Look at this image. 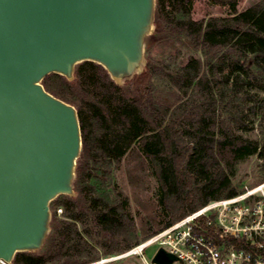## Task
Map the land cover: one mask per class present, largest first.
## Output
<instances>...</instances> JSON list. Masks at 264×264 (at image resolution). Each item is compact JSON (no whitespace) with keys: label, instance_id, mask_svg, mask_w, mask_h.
I'll use <instances>...</instances> for the list:
<instances>
[{"label":"trees","instance_id":"16d2710c","mask_svg":"<svg viewBox=\"0 0 264 264\" xmlns=\"http://www.w3.org/2000/svg\"><path fill=\"white\" fill-rule=\"evenodd\" d=\"M209 1L228 13L195 19L194 0H156L157 27L187 38L203 58L191 55L175 70L148 60L126 88L91 61L76 66L72 81L55 73L43 79L78 110V196L52 201L64 213L54 210L45 245L17 253L12 264H89L121 253L209 202L240 193L233 178L252 156L264 179V0L241 10L238 0ZM256 128L260 134L252 137ZM134 145L150 164L166 217L143 238L117 190L116 172Z\"/></svg>","mask_w":264,"mask_h":264},{"label":"water","instance_id":"95a60500","mask_svg":"<svg viewBox=\"0 0 264 264\" xmlns=\"http://www.w3.org/2000/svg\"><path fill=\"white\" fill-rule=\"evenodd\" d=\"M155 11L156 0H0V259L41 250L52 201L77 195L78 110L43 79L72 81L91 61L125 85L147 69ZM175 259L161 248L154 262Z\"/></svg>","mask_w":264,"mask_h":264},{"label":"built area","instance_id":"2783aa9c","mask_svg":"<svg viewBox=\"0 0 264 264\" xmlns=\"http://www.w3.org/2000/svg\"><path fill=\"white\" fill-rule=\"evenodd\" d=\"M161 248L176 256L172 264H264V181L211 201L127 250L89 264H117L134 256L143 264H159L154 257Z\"/></svg>","mask_w":264,"mask_h":264},{"label":"rangeland","instance_id":"374dc122","mask_svg":"<svg viewBox=\"0 0 264 264\" xmlns=\"http://www.w3.org/2000/svg\"><path fill=\"white\" fill-rule=\"evenodd\" d=\"M238 1V8L241 10L260 0ZM192 13L195 19L207 18L209 16H224L228 13V7L215 4L209 0H194ZM191 55L199 58L204 57V53L197 50L187 38L171 36L165 28L162 30L156 25L154 33L148 38L146 58L147 60H152L160 67H163L167 63L170 70H175L176 67L186 63L188 57ZM155 84L160 85L159 80L156 79ZM161 84L164 86L163 83ZM124 87L126 88L125 85ZM167 91L172 95L175 94L174 90L167 89ZM165 99L169 100L170 97L167 95ZM259 134L258 128L250 133L252 137H257ZM259 163L260 161L257 156H252L248 160L238 164L233 183L238 187L240 192L264 181V179L260 178ZM116 175L117 190L127 200V208L134 218L139 237L143 238L161 228L162 222L166 217L159 200L160 191L158 183L147 158L141 153L138 145H134L122 158ZM77 196L78 191L77 195L73 197L76 198ZM58 208L63 209V206L56 207L54 204H51L52 216L55 209L57 210L58 217L63 216L64 210L60 213L58 212ZM155 249L156 247L154 246L147 251L148 258H151ZM117 264H143V262H141L139 257L134 256Z\"/></svg>","mask_w":264,"mask_h":264}]
</instances>
